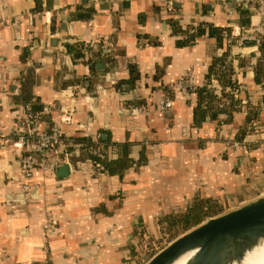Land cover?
<instances>
[{
    "label": "crops",
    "instance_id": "obj_1",
    "mask_svg": "<svg viewBox=\"0 0 264 264\" xmlns=\"http://www.w3.org/2000/svg\"><path fill=\"white\" fill-rule=\"evenodd\" d=\"M219 1L174 0L169 10L160 0H0V264H143L161 219L195 197L222 212L264 193V75L255 74L264 54L233 56L208 30L182 43L200 23L226 26ZM75 43L90 50L76 58L67 49ZM219 57L240 85L241 108L225 123L216 112L194 121L195 93L172 86L186 71L204 85ZM166 95L165 117L156 105ZM32 97L52 105L40 128L72 103L68 137L99 135L104 157H125L127 167L98 173L78 146L68 177L35 169L37 189L22 192L11 133Z\"/></svg>",
    "mask_w": 264,
    "mask_h": 264
},
{
    "label": "built area",
    "instance_id": "obj_2",
    "mask_svg": "<svg viewBox=\"0 0 264 264\" xmlns=\"http://www.w3.org/2000/svg\"><path fill=\"white\" fill-rule=\"evenodd\" d=\"M169 10L172 9L174 0H160ZM219 6L224 10L226 16V31L222 32V38L226 46L230 49V54L242 58V49L250 48L254 55L260 57L264 54V0H220ZM241 12H247L249 22L241 23ZM255 17L256 20H253ZM5 21L0 20V24ZM29 37L28 42L32 43ZM232 85L224 90L239 96L240 85L231 75ZM197 88L192 71L183 73L173 84L172 90L183 95H192ZM222 88L217 86L215 92L220 94ZM90 101L89 97H86ZM138 114H146L144 107H134ZM156 110L162 116H169L172 111V98L169 95L160 99L156 105ZM14 129L11 133V141L19 155V168L21 177L25 181L21 185L22 192L37 189L36 185L29 182L35 169L41 171L54 172L55 169L64 163H69L71 168L69 152L65 149V139L68 135L62 129L63 126L70 125L74 121L75 109L70 103L58 109L59 122L51 124L42 129L39 126L40 120L52 111V105H46L40 110H34L31 103H23L17 109ZM99 135L92 139L97 140ZM73 148L83 145L78 141H72ZM90 153L103 159L104 154L101 148H91ZM26 180L28 182H26Z\"/></svg>",
    "mask_w": 264,
    "mask_h": 264
},
{
    "label": "trees",
    "instance_id": "obj_3",
    "mask_svg": "<svg viewBox=\"0 0 264 264\" xmlns=\"http://www.w3.org/2000/svg\"><path fill=\"white\" fill-rule=\"evenodd\" d=\"M247 15V12H241V23L247 24L249 22ZM205 30H208V35L218 38L222 32L226 31V28L224 27L223 29H220L205 23H200L194 28L193 33H188V31L185 32V38L183 39L182 43H192L195 34H203L205 33ZM30 49V46L26 47V54L28 51H30ZM67 49L73 54V56L79 58L81 57L83 51L90 50V46L75 43L73 45H67ZM255 74L256 77L264 75V55L261 56L259 62L255 66ZM231 85V73H229L226 67V62L220 57L213 59L210 66V71L206 76L205 84L197 87L194 92L197 97V104L194 108V121L201 120L212 112H216V114H218L219 123H225L229 121L232 113L241 108V100L239 96H235L233 93L224 90ZM217 86L222 88L220 94L215 92ZM36 101L37 99L32 97L26 102L31 103L33 108ZM45 117L43 116V118ZM252 119L253 117L250 119L247 118L245 124L246 131H248L252 125ZM72 141L81 142L83 148L86 151L89 162L93 165L98 173H107L109 175L115 173L117 174L127 167V159L125 157L111 159L104 157L101 159L90 153L91 148H96L102 144H107V141L102 140L100 136L97 138V140H93L89 135H83L80 138L68 137V139H65V149L68 152H71L73 149L71 146ZM220 211L221 208L215 201L195 197L191 203L186 206L184 211L161 219L160 222L162 232L166 234L175 229L185 230L200 223L205 217L213 216Z\"/></svg>",
    "mask_w": 264,
    "mask_h": 264
},
{
    "label": "water",
    "instance_id": "obj_4",
    "mask_svg": "<svg viewBox=\"0 0 264 264\" xmlns=\"http://www.w3.org/2000/svg\"><path fill=\"white\" fill-rule=\"evenodd\" d=\"M40 109V105H35ZM69 163L56 168L68 177ZM264 240V193L191 226L155 252L143 264H173L186 253L184 264H234Z\"/></svg>",
    "mask_w": 264,
    "mask_h": 264
},
{
    "label": "bare ground",
    "instance_id": "obj_5",
    "mask_svg": "<svg viewBox=\"0 0 264 264\" xmlns=\"http://www.w3.org/2000/svg\"><path fill=\"white\" fill-rule=\"evenodd\" d=\"M191 254V252L184 254L173 264H184ZM234 264H264V240L248 251L239 263Z\"/></svg>",
    "mask_w": 264,
    "mask_h": 264
},
{
    "label": "rangeland",
    "instance_id": "obj_6",
    "mask_svg": "<svg viewBox=\"0 0 264 264\" xmlns=\"http://www.w3.org/2000/svg\"><path fill=\"white\" fill-rule=\"evenodd\" d=\"M207 217H210V216H207ZM207 217H205L203 220H205ZM187 229L185 230L175 229V230H172L170 233H166V234L164 232H161V234L158 237L156 238L153 237L150 243L153 242L154 245L149 247L148 251L145 250L144 253H141L144 262H146L160 248L165 246L167 243H169L171 240L179 236L181 233L185 232Z\"/></svg>",
    "mask_w": 264,
    "mask_h": 264
}]
</instances>
